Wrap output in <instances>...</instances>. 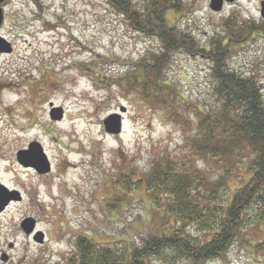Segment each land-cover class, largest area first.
<instances>
[{
  "label": "rangeland",
  "instance_id": "obj_1",
  "mask_svg": "<svg viewBox=\"0 0 264 264\" xmlns=\"http://www.w3.org/2000/svg\"><path fill=\"white\" fill-rule=\"evenodd\" d=\"M8 1L0 28L11 47L0 52V206L12 192L20 199L0 211V264H58L78 235L118 247L138 244L148 222L155 227L161 220L157 203L144 184L125 190L115 180L132 171L129 179L137 182V174L183 144L185 132L161 111L145 108L119 77L157 50L159 41L134 31L108 0ZM133 2L143 10L145 0ZM176 3L179 11L167 15L169 23L203 40L230 16L262 21L260 0H239L219 12L208 0ZM232 64L244 75L256 73L264 99V36L239 50ZM167 68L166 77L188 103L210 101L204 59L177 51ZM52 108L62 109L60 120L50 118ZM113 113H120L118 135L104 129ZM32 141L40 143L49 172L38 173L28 157V166L18 162L16 153ZM72 164L80 166L74 174L67 172ZM238 184L230 178L232 190ZM28 217L34 228L27 235L20 224ZM207 264H264V240L259 247L234 242L222 259Z\"/></svg>",
  "mask_w": 264,
  "mask_h": 264
},
{
  "label": "trees",
  "instance_id": "obj_2",
  "mask_svg": "<svg viewBox=\"0 0 264 264\" xmlns=\"http://www.w3.org/2000/svg\"><path fill=\"white\" fill-rule=\"evenodd\" d=\"M108 2L134 31L160 44L150 56L133 63L119 84L134 90L148 110H159L168 121L178 123L185 139L172 154L157 159L149 172L137 174V182L129 179L132 171L115 180L125 190L132 183L144 184L157 203L161 220L155 227L148 222L147 235L138 244L118 247L78 235L72 251L58 264H207L222 259L234 242L261 246L264 99L256 73L244 75L232 58L264 36V21L257 24L230 16L223 20L221 31L203 40L167 20L170 12L179 11L177 0H145L141 11L133 0ZM177 51L207 63L211 99L205 105L188 103L177 83L166 77ZM217 167L220 171L208 174ZM230 178L239 183L233 190ZM112 206L120 209L119 204Z\"/></svg>",
  "mask_w": 264,
  "mask_h": 264
},
{
  "label": "water",
  "instance_id": "obj_3",
  "mask_svg": "<svg viewBox=\"0 0 264 264\" xmlns=\"http://www.w3.org/2000/svg\"><path fill=\"white\" fill-rule=\"evenodd\" d=\"M3 0H0V3ZM224 0H210L209 7L213 11H220L223 6ZM228 2H232L233 0H225ZM262 17L264 18V4L262 5L261 10ZM3 13L0 8V24L2 23ZM11 47L10 44L4 41V38L0 37V52H10ZM123 106L120 107V112H125ZM55 111V112H54ZM63 111L61 108H52L50 112V118L53 120H60L62 118ZM104 129L107 133L110 134H119L121 131V120L120 113L110 114L104 121ZM16 157L18 162L23 166H28L25 161V157L29 159V165L34 167L38 173H47L50 171V163L46 158L45 154L42 151V147L39 142L32 141L28 144L27 148L21 149L16 153ZM4 189V187L0 184V190ZM20 196L17 192L10 193V197H8L0 206V211L12 200H19ZM21 228L28 235L31 234L34 228V219L31 217L25 218L21 221ZM42 240V236L39 239V242ZM5 260V258H3Z\"/></svg>",
  "mask_w": 264,
  "mask_h": 264
},
{
  "label": "flooded vegetation",
  "instance_id": "obj_4",
  "mask_svg": "<svg viewBox=\"0 0 264 264\" xmlns=\"http://www.w3.org/2000/svg\"><path fill=\"white\" fill-rule=\"evenodd\" d=\"M239 0H234L232 3H229L228 1H223L224 2V7L225 6H231V5H234L236 2H238ZM8 0H3L1 3H0V8L2 9L3 11V14L5 13V8H6V5L8 4ZM264 4V0H260V5H261V8H262V5ZM223 7V8H224ZM5 16V15H4ZM260 16H261V10H260ZM2 24L0 25V28H1ZM2 37V36H1Z\"/></svg>",
  "mask_w": 264,
  "mask_h": 264
},
{
  "label": "bare ground",
  "instance_id": "obj_5",
  "mask_svg": "<svg viewBox=\"0 0 264 264\" xmlns=\"http://www.w3.org/2000/svg\"><path fill=\"white\" fill-rule=\"evenodd\" d=\"M69 151L72 152V153H78V152H77L76 150H74V149H69ZM77 165H78V164H72V165H71L72 168L70 167V169H67V172H69V173H71V174H74L75 171L80 167V166L77 167ZM68 166H69V165H67V168H69ZM73 167H77V169L74 170Z\"/></svg>",
  "mask_w": 264,
  "mask_h": 264
}]
</instances>
